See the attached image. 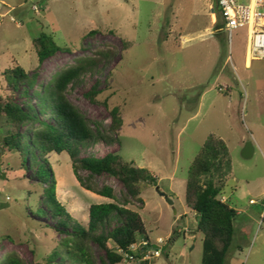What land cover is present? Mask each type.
Here are the masks:
<instances>
[{"label":"rangeland","instance_id":"1","mask_svg":"<svg viewBox=\"0 0 264 264\" xmlns=\"http://www.w3.org/2000/svg\"><path fill=\"white\" fill-rule=\"evenodd\" d=\"M0 3V98L14 93L23 105H37L35 92H41L56 72L98 50H116L100 72L85 74L67 94L92 122L108 128L114 106L123 119L121 145L99 142L82 148V156L120 153L158 177L157 186L141 182L142 200L128 205L144 220L150 237L145 256L151 264L202 262L204 236L185 193L189 167L211 134L227 143L232 159L222 199L237 209L238 216L227 264H264V58L247 64V28L235 29L232 40L229 31L217 29L224 20L212 12L214 0ZM42 32L53 35L63 49L40 63L33 39ZM18 64L36 74L34 86L14 90L8 85L4 71ZM96 83L100 93L91 101L86 92ZM11 128L1 117L0 262L16 252L27 264H81L68 253L63 244L67 234L57 230L56 219L31 210L48 211L42 201L46 184L16 151L2 150V137ZM248 142L254 151L244 157ZM49 162L59 199L84 226L92 204L114 201L80 184L67 152L52 153ZM92 183L112 186L122 202L125 187L119 178L104 173L95 175ZM117 225L113 221L111 228ZM91 248L103 264L105 250L96 243ZM54 251L57 255L49 262ZM120 264L140 261L126 257Z\"/></svg>","mask_w":264,"mask_h":264},{"label":"trees","instance_id":"2","mask_svg":"<svg viewBox=\"0 0 264 264\" xmlns=\"http://www.w3.org/2000/svg\"><path fill=\"white\" fill-rule=\"evenodd\" d=\"M216 28L221 30V25ZM33 45L40 63L63 49L55 37L47 32L35 37ZM115 55L116 50L107 48L98 50L92 56L77 58L72 65L56 72L41 92H35L37 105L32 102L23 105L14 93L1 97L0 118L6 117L12 127L2 137V150L16 151L26 168H33L34 175L46 184L42 201L48 211L44 207L31 210L39 216L50 215L56 219L57 230L67 234L63 244L73 259L81 264H99L91 248V243H96L106 252L103 264H120L126 257L138 259L140 264H151L149 258H144L150 244L144 220L138 211L128 205L134 200H142L141 182L157 186L158 177L152 170L126 161L120 153L108 152L101 157L82 156V148L99 142L121 145L118 132L123 119L120 108L114 106L110 110L112 123L108 128L101 122H92L67 94L71 85L81 83L87 73L100 72ZM4 76L14 90L22 86H34L36 82V74L30 75L19 64L6 69ZM99 93L96 83L86 95L95 101ZM23 94L29 96V91L25 90ZM63 152L69 154L76 178L85 189L114 199L113 202L92 204L85 226L76 220L58 197L57 179L49 155ZM231 168L229 147L215 134L208 136L189 167L185 200L198 216L197 229L204 236L201 264H227L228 261L238 216L237 209L222 199L226 187L225 176ZM81 170L88 171L89 175L83 177ZM104 173L119 178L124 184L122 202L118 200L112 186L98 188L92 183L95 175ZM113 221L118 222V225L111 228ZM56 255L55 251L50 254L49 262ZM0 264L27 263L16 252H10Z\"/></svg>","mask_w":264,"mask_h":264},{"label":"built area","instance_id":"3","mask_svg":"<svg viewBox=\"0 0 264 264\" xmlns=\"http://www.w3.org/2000/svg\"><path fill=\"white\" fill-rule=\"evenodd\" d=\"M214 1L215 5H211L212 12H219L224 20L221 29L229 31L232 40L235 29L247 28L249 43L246 57H250V60L264 58V0ZM143 244L148 245L147 242ZM160 252L159 249L154 251L158 255Z\"/></svg>","mask_w":264,"mask_h":264},{"label":"water","instance_id":"4","mask_svg":"<svg viewBox=\"0 0 264 264\" xmlns=\"http://www.w3.org/2000/svg\"><path fill=\"white\" fill-rule=\"evenodd\" d=\"M1 4V3H0ZM253 151H254V146H253V143L252 142H248V143H246V145H245V147H244V149H243V156L244 157H249L252 153H253ZM160 191V190H159ZM160 194L162 195V196H166V193L165 192H160ZM167 199H168V201L170 202V203H173V201L170 199V198H168L167 197Z\"/></svg>","mask_w":264,"mask_h":264},{"label":"bare ground","instance_id":"5","mask_svg":"<svg viewBox=\"0 0 264 264\" xmlns=\"http://www.w3.org/2000/svg\"><path fill=\"white\" fill-rule=\"evenodd\" d=\"M251 58L250 57H247V63L250 64L251 63Z\"/></svg>","mask_w":264,"mask_h":264},{"label":"crops","instance_id":"6","mask_svg":"<svg viewBox=\"0 0 264 264\" xmlns=\"http://www.w3.org/2000/svg\"><path fill=\"white\" fill-rule=\"evenodd\" d=\"M248 64V63H247Z\"/></svg>","mask_w":264,"mask_h":264}]
</instances>
